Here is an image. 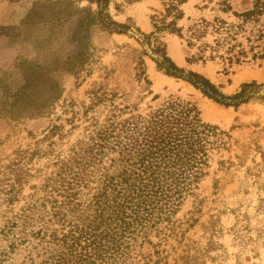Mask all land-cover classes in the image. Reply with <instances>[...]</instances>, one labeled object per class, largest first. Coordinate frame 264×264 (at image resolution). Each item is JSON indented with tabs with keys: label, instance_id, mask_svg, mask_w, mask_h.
I'll list each match as a JSON object with an SVG mask.
<instances>
[{
	"label": "trees",
	"instance_id": "16d2710c",
	"mask_svg": "<svg viewBox=\"0 0 264 264\" xmlns=\"http://www.w3.org/2000/svg\"><path fill=\"white\" fill-rule=\"evenodd\" d=\"M84 1L86 5L82 6ZM248 1L246 9L235 11L233 0H218L217 10L233 14L234 21L219 16L203 18L184 33L178 23L184 17L181 5L187 0H162L164 11L151 18L155 31L141 33L143 37L138 40L143 50L137 62V79L151 84L144 59L150 57L158 71L191 84L220 105L238 109L256 100L264 101V82H244L235 93L226 94L208 77L179 67L158 35L167 31L186 38L188 47L198 51L187 58L190 63L218 58L238 64L249 53L253 60L264 59V0ZM111 2L35 3L34 14L48 13L52 23L68 27L66 58H49L51 61H43V66L78 74L93 58L95 31L104 28L110 33L128 34L130 25L116 21L109 12ZM208 35L214 37L211 43L204 41ZM43 66L29 69V75L42 76ZM40 91L39 98L25 100L29 117L42 116L54 107L62 88L51 82L44 93ZM89 94L91 105L84 113V132L66 155L55 156L51 172L39 185L30 186L32 193L22 195L34 177L28 161L37 152L30 153L29 158L21 151L19 157L0 168V264H158L166 258L168 240L183 235L177 215L188 202L193 207L191 225L197 222L195 214L203 203L199 190L213 164L222 175L244 166L240 155H236L238 163L225 158L234 128L226 130L204 122L195 102L171 94L160 107L143 114L124 101L119 103L118 93L106 88L93 89ZM98 106L106 112L104 118L101 113L89 114ZM77 115L75 112L70 122L74 123ZM261 157V163L247 167L245 172L252 179L247 183L253 192L246 189L244 194H255L256 204H242L233 210L236 218L229 230L241 246L234 264H243L240 256L254 252L264 237L260 219L264 216V153ZM219 179L214 181L215 188ZM211 236L205 245L193 247L194 252H184L179 264H200L199 259L202 264L223 261V252L218 253L223 246ZM213 250L215 255L211 254Z\"/></svg>",
	"mask_w": 264,
	"mask_h": 264
},
{
	"label": "rangeland",
	"instance_id": "374dc122",
	"mask_svg": "<svg viewBox=\"0 0 264 264\" xmlns=\"http://www.w3.org/2000/svg\"><path fill=\"white\" fill-rule=\"evenodd\" d=\"M45 1L47 0H0V168L19 157L21 151L26 152L25 155L29 158L30 153L37 152L28 161L34 177H31L22 195L32 193L30 186L39 185L44 175L51 172L55 156L66 155L71 145L84 132L87 124L84 113L91 105L89 93L93 89L103 87L109 92L118 93L119 103L124 101L143 114L160 107L171 94H177L197 104L204 122L217 124L226 130L234 128L231 132V149L225 153V158L231 157L232 161L238 163L236 155H240L244 166L233 167L231 174L222 175L216 171V163L213 164L210 176L201 183L199 190L203 203L201 210L195 214L197 222L191 225L190 211L193 207L188 202L177 215L181 224L179 230L183 235L179 233L177 237L168 240L164 253L166 258L158 264H179V257L184 252L188 249L194 252L193 247L205 245L211 235L217 244L224 247L218 250V253L223 252L224 260L217 261L216 264H234L237 259L235 254H240L241 246L234 241L229 229L235 222L234 209L242 204H256L255 194H244L246 189L253 192V187L247 183L248 179H252L245 172L247 167L253 168L256 163L262 162L264 101L256 100L238 109L220 105L204 97L191 84L158 71L150 57L144 59L151 84L139 81L136 77L137 62L143 47L138 40L143 37L141 33L150 34L155 31L151 18L164 11L162 0H140L133 3L112 0L109 12L116 21L130 25L131 31L128 34L110 33L104 28L95 31L92 40L95 48L93 58L78 74L43 66L46 64L43 61H49L58 55L65 59L70 47L68 44L64 45L68 33L66 25L52 23L48 20L51 18L48 13H33L34 4ZM217 1L187 0L181 5L184 17L178 24L184 28V33H187L189 26L203 18L212 20L219 16L234 21L233 14L217 10ZM81 5H86V2ZM233 6L235 11H242L249 6V1L233 0ZM158 35L165 43L169 57L179 67L208 77L220 85L226 94L235 93L244 82H264V59L253 60L251 53L242 63L232 65L218 58L208 59L205 63H190L187 58L197 55L198 51L188 47L186 38L167 31ZM213 38L208 35L204 41L211 43ZM242 40L246 45L245 40ZM39 64L43 66V75H29V69ZM51 82L62 88L59 101L42 116L29 117L30 114L24 110L25 100L39 98V91L44 93L45 87H49ZM156 95L158 98L154 100ZM207 101L219 106L212 108L215 117L205 116L203 103ZM75 112L78 115L72 123L70 120ZM98 113H101V118L106 115L102 106L89 112L90 115ZM55 125L58 128L53 129ZM36 169L46 174H39ZM220 176L222 179H219ZM215 179L220 180L217 188L214 187ZM262 195L264 197V193ZM22 204L23 201L19 206ZM260 219L264 227V216ZM1 222L0 215V224ZM216 253L214 250L211 252L212 255ZM240 260L243 264H264V237L256 245L254 252L243 253ZM199 263L202 264V259H199ZM207 264H210L209 260Z\"/></svg>",
	"mask_w": 264,
	"mask_h": 264
},
{
	"label": "bare ground",
	"instance_id": "6f19581e",
	"mask_svg": "<svg viewBox=\"0 0 264 264\" xmlns=\"http://www.w3.org/2000/svg\"><path fill=\"white\" fill-rule=\"evenodd\" d=\"M213 107L215 109L219 106H217V104H215V103H212V101H207L206 103L205 102L203 103L204 114L206 117H212L213 115H214V117L216 116V114L214 112L212 113Z\"/></svg>",
	"mask_w": 264,
	"mask_h": 264
}]
</instances>
